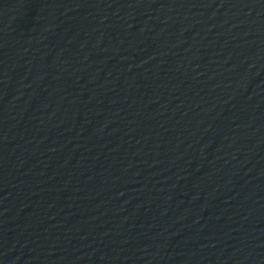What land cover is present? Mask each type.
<instances>
[{
    "label": "water",
    "instance_id": "1",
    "mask_svg": "<svg viewBox=\"0 0 264 264\" xmlns=\"http://www.w3.org/2000/svg\"><path fill=\"white\" fill-rule=\"evenodd\" d=\"M0 264H264V0H0Z\"/></svg>",
    "mask_w": 264,
    "mask_h": 264
}]
</instances>
